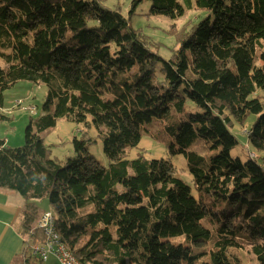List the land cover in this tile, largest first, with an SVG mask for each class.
Masks as SVG:
<instances>
[{
    "label": "trees",
    "instance_id": "trees-1",
    "mask_svg": "<svg viewBox=\"0 0 264 264\" xmlns=\"http://www.w3.org/2000/svg\"><path fill=\"white\" fill-rule=\"evenodd\" d=\"M148 1L153 15L175 20L186 12L179 0ZM195 5L206 15L187 24L166 60L101 0H0V110L5 92L22 81L46 86L48 95L23 147L0 140V189L25 202L16 263L46 240L36 227L48 211L37 202L48 200L55 237L82 264H195L194 247L176 242L183 236L197 248L214 239L203 264H243L237 253L246 240L264 264V0ZM160 65L166 84L155 79ZM187 101L203 113L173 129L168 149L187 159L198 199L171 160L127 159L145 125L171 105L184 113ZM60 114L100 131L108 166L90 153L97 140L86 133L63 165L53 158L41 134ZM235 126L248 134L247 161L232 155ZM199 138L214 155L191 151ZM222 203L232 211L218 210Z\"/></svg>",
    "mask_w": 264,
    "mask_h": 264
},
{
    "label": "rangeland",
    "instance_id": "rangeland-1",
    "mask_svg": "<svg viewBox=\"0 0 264 264\" xmlns=\"http://www.w3.org/2000/svg\"><path fill=\"white\" fill-rule=\"evenodd\" d=\"M101 2L111 9H119L122 15L131 22V26L134 30L142 29L145 36L149 37V47L151 50L166 60L171 58L174 49L178 50L181 47L183 40L179 38V33L183 29H191L190 26H187L188 23H196L203 15H206L205 12L196 9L195 0L192 1L191 7L187 0H179L185 7L186 12L182 17L175 20L161 15L151 14L152 5L148 0L137 5L136 0H101ZM131 75L132 73L125 75V77L130 78ZM155 79L158 84H166L162 65L157 68ZM47 96L46 86L31 84L25 81L17 83L5 92V109L0 110V115L6 117V119H0V140L4 141L7 147L18 149L25 145L27 127L32 121L38 120L40 116L43 115L44 104L48 99ZM18 101L23 102L22 107L16 106ZM64 105L65 101L64 98H62L60 100V107L63 108ZM24 107H30L31 110L25 109ZM55 107L56 105L53 107L54 113ZM198 113H203V111L191 101H187L184 113L178 112L176 107L171 105L170 112L163 119H154L150 124L143 127L140 144L127 152L128 160L137 159L141 155H145L148 160H171L176 168L178 177L192 188L193 196L197 199L198 193L195 190L193 176L189 171L187 159L184 156H172L168 147L173 142L171 136L173 129L178 128L180 123L187 119L188 114ZM251 118L252 119L248 121L249 124L254 120L253 117ZM56 119V126L45 130L41 134L45 144L50 147L53 158L57 159L63 165L75 154L73 146L74 138L82 139L83 135L86 133L97 140L95 144L90 146V153L101 165H109L110 161L104 153L103 141L99 136L100 131L95 126L92 125L89 128L84 124L70 122L61 114L58 115ZM246 127L250 128L248 125ZM243 128L235 126L233 129L239 143L233 150L232 155L233 157H240L243 161H247L250 156V148L249 144L245 142V136H248V134L246 133L245 136L241 135V132L244 130ZM163 140H165V143H163ZM191 151L197 152L204 157H210L215 154L209 150L206 141L200 138L197 139L195 144L191 147ZM254 155L255 153L252 154V156ZM16 195L20 196L18 193H16ZM37 204L42 211H48L45 212V214L50 213L52 215V212H54L48 200L37 202ZM218 210H224L230 213L232 207L227 203H222L218 206ZM90 211L91 208L89 207L79 213L83 217ZM41 240L42 243L46 242L44 237ZM176 242L182 243L185 246L194 247V255L198 256L195 264H203L205 258H201L200 254L214 244V239L208 240L206 244L198 248L184 236L177 239ZM249 248L250 245L246 240L245 249L237 253L242 263L260 264L257 258L249 252ZM67 251L74 259L75 257L71 251ZM75 260L79 262L76 258ZM73 264L77 263L74 262Z\"/></svg>",
    "mask_w": 264,
    "mask_h": 264
},
{
    "label": "crops",
    "instance_id": "crops-1",
    "mask_svg": "<svg viewBox=\"0 0 264 264\" xmlns=\"http://www.w3.org/2000/svg\"><path fill=\"white\" fill-rule=\"evenodd\" d=\"M24 199L13 191L0 189V264H15L17 255L23 253L24 239L21 236V209ZM30 259V260H29ZM61 264L51 256L40 262L29 253L16 264Z\"/></svg>",
    "mask_w": 264,
    "mask_h": 264
},
{
    "label": "built area",
    "instance_id": "built-area-1",
    "mask_svg": "<svg viewBox=\"0 0 264 264\" xmlns=\"http://www.w3.org/2000/svg\"><path fill=\"white\" fill-rule=\"evenodd\" d=\"M36 229L43 230L46 236V242L32 247L31 251L34 257L41 262H45L51 256H54L62 264H73L69 256L63 252L61 245L57 242L53 233V225L48 218V214L43 215L41 220L38 222ZM34 235L35 233H31V237H34Z\"/></svg>",
    "mask_w": 264,
    "mask_h": 264
},
{
    "label": "bare ground",
    "instance_id": "bare-ground-1",
    "mask_svg": "<svg viewBox=\"0 0 264 264\" xmlns=\"http://www.w3.org/2000/svg\"><path fill=\"white\" fill-rule=\"evenodd\" d=\"M22 105H23V102H22V101H18V102L16 103V106H17V107H22ZM24 108H25V107H24ZM25 109L31 110L30 107L25 108ZM48 218H49L50 222H51L52 225H53V223H54V218L52 217V215H51L50 213H48ZM53 233H54V230H53ZM56 239H57V242L61 245V248H62L63 252L66 253V254L69 256L70 260H71L73 263L76 262L77 264H81V263L77 262V261L75 260V258L73 259V258L71 257V254L68 253V251H67V250H68L67 247H66L64 244H62L61 242H59L58 237H56Z\"/></svg>",
    "mask_w": 264,
    "mask_h": 264
}]
</instances>
